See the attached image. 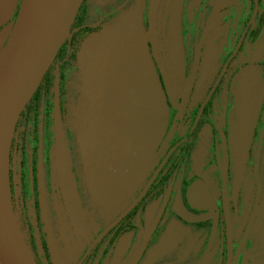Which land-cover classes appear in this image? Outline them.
Instances as JSON below:
<instances>
[{
  "label": "flooded vegetation",
  "instance_id": "obj_1",
  "mask_svg": "<svg viewBox=\"0 0 264 264\" xmlns=\"http://www.w3.org/2000/svg\"><path fill=\"white\" fill-rule=\"evenodd\" d=\"M24 2L0 5V53ZM84 2L12 139V202L38 264H264V0ZM122 28L143 37L162 120L134 166L103 178L85 136L95 53Z\"/></svg>",
  "mask_w": 264,
  "mask_h": 264
},
{
  "label": "water",
  "instance_id": "obj_2",
  "mask_svg": "<svg viewBox=\"0 0 264 264\" xmlns=\"http://www.w3.org/2000/svg\"><path fill=\"white\" fill-rule=\"evenodd\" d=\"M83 0H25L16 28L0 58V264H38L12 202L10 153L18 118L67 39ZM155 1V0H153ZM9 10L11 0H0ZM151 23L154 20L150 12ZM95 53L99 83L92 86L94 128H86L88 162L106 178L145 153L146 137L161 123L163 100L141 34L122 28L107 35ZM58 122V121H57ZM59 176L66 198L76 203L61 127L57 129Z\"/></svg>",
  "mask_w": 264,
  "mask_h": 264
},
{
  "label": "trees",
  "instance_id": "obj_3",
  "mask_svg": "<svg viewBox=\"0 0 264 264\" xmlns=\"http://www.w3.org/2000/svg\"><path fill=\"white\" fill-rule=\"evenodd\" d=\"M3 11H4L5 13H7V11H5V10H3ZM18 17H19V15L16 17V19H18ZM16 19H15V20H16ZM12 25H14V26H13V29L10 30L11 33H10V34L8 35V37L6 38V42H5V44H4L3 48H2V52L0 53V58H1L2 54H3V52H4V49H5V46L7 45V42H9V40H10V38H11V36H12V32H13L15 26L17 25V20H16L15 22H13ZM6 47H7V46H6Z\"/></svg>",
  "mask_w": 264,
  "mask_h": 264
},
{
  "label": "rangeland",
  "instance_id": "obj_4",
  "mask_svg": "<svg viewBox=\"0 0 264 264\" xmlns=\"http://www.w3.org/2000/svg\"><path fill=\"white\" fill-rule=\"evenodd\" d=\"M88 3H89V7H90L91 9H93L92 7H93L94 4H95V0H85V2H84L85 7H88V6H87ZM90 18H91L92 20L94 19V17H92V16H90Z\"/></svg>",
  "mask_w": 264,
  "mask_h": 264
}]
</instances>
